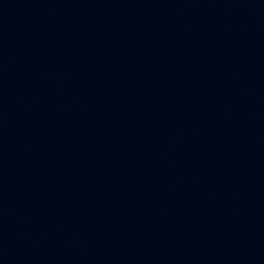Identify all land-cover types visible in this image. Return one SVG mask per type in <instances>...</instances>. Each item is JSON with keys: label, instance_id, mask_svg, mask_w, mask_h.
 <instances>
[{"label": "water", "instance_id": "95a60500", "mask_svg": "<svg viewBox=\"0 0 264 264\" xmlns=\"http://www.w3.org/2000/svg\"><path fill=\"white\" fill-rule=\"evenodd\" d=\"M0 264H264V0H0Z\"/></svg>", "mask_w": 264, "mask_h": 264}]
</instances>
